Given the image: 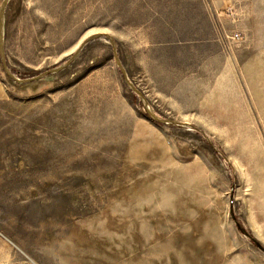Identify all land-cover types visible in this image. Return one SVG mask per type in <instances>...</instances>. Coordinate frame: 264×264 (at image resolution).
Returning <instances> with one entry per match:
<instances>
[{
	"label": "rangeland",
	"instance_id": "1",
	"mask_svg": "<svg viewBox=\"0 0 264 264\" xmlns=\"http://www.w3.org/2000/svg\"><path fill=\"white\" fill-rule=\"evenodd\" d=\"M5 7L0 264H264V0Z\"/></svg>",
	"mask_w": 264,
	"mask_h": 264
},
{
	"label": "bare ground",
	"instance_id": "2",
	"mask_svg": "<svg viewBox=\"0 0 264 264\" xmlns=\"http://www.w3.org/2000/svg\"><path fill=\"white\" fill-rule=\"evenodd\" d=\"M10 0L6 1V4L9 2ZM5 4V5H6ZM1 21H2V28H1V32H0V48L3 49V44H4V40H5V36H4V31H5V13L4 10L1 12ZM2 51V50H1Z\"/></svg>",
	"mask_w": 264,
	"mask_h": 264
},
{
	"label": "crops",
	"instance_id": "3",
	"mask_svg": "<svg viewBox=\"0 0 264 264\" xmlns=\"http://www.w3.org/2000/svg\"><path fill=\"white\" fill-rule=\"evenodd\" d=\"M6 1L7 0H0V14H1V12L4 10V13H5V6L7 5L6 4ZM6 4V5H5ZM224 4H225V6H227L228 5V3L227 2H224ZM2 51H3V49H1Z\"/></svg>",
	"mask_w": 264,
	"mask_h": 264
},
{
	"label": "built area",
	"instance_id": "4",
	"mask_svg": "<svg viewBox=\"0 0 264 264\" xmlns=\"http://www.w3.org/2000/svg\"><path fill=\"white\" fill-rule=\"evenodd\" d=\"M235 35H236V37H239V36H240V33L236 32V34H235Z\"/></svg>",
	"mask_w": 264,
	"mask_h": 264
}]
</instances>
